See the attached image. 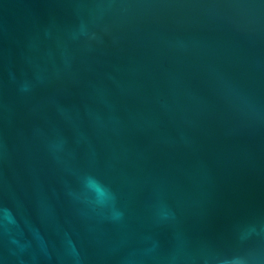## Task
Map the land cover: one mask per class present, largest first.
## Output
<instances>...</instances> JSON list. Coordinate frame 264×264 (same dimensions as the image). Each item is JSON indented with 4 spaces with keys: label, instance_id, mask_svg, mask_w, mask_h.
<instances>
[{
    "label": "water",
    "instance_id": "water-1",
    "mask_svg": "<svg viewBox=\"0 0 264 264\" xmlns=\"http://www.w3.org/2000/svg\"><path fill=\"white\" fill-rule=\"evenodd\" d=\"M4 209L0 264H264V0H0Z\"/></svg>",
    "mask_w": 264,
    "mask_h": 264
},
{
    "label": "clouds",
    "instance_id": "clouds-1",
    "mask_svg": "<svg viewBox=\"0 0 264 264\" xmlns=\"http://www.w3.org/2000/svg\"><path fill=\"white\" fill-rule=\"evenodd\" d=\"M86 184L88 187L92 188L94 191H96L98 193L99 196H106L108 195V190L106 189V187L104 185L101 184V182L96 179L93 176H88L86 177ZM4 215L3 217H0V223H4L7 224L9 217H8V213L11 212L10 209H4Z\"/></svg>",
    "mask_w": 264,
    "mask_h": 264
}]
</instances>
